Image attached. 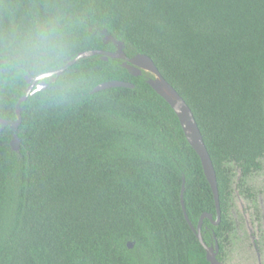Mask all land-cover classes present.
<instances>
[{"label":"trees","instance_id":"trees-1","mask_svg":"<svg viewBox=\"0 0 264 264\" xmlns=\"http://www.w3.org/2000/svg\"><path fill=\"white\" fill-rule=\"evenodd\" d=\"M50 26L64 52L38 70L18 53ZM104 29L189 106L215 172L219 235L230 165L248 174L264 155V0H0V119H16L27 74L114 51ZM121 63L92 55L46 78L20 103L19 153L0 131V264H210L180 202L183 185L193 227L216 212L200 158L146 73ZM111 80L133 87L93 91Z\"/></svg>","mask_w":264,"mask_h":264},{"label":"water","instance_id":"water-1","mask_svg":"<svg viewBox=\"0 0 264 264\" xmlns=\"http://www.w3.org/2000/svg\"><path fill=\"white\" fill-rule=\"evenodd\" d=\"M101 32L104 34L105 43L112 42L114 44L115 46L114 51L89 50V51L78 52L74 57L68 58L66 60V63L61 67L43 73V78L41 77V75L33 77L27 74L25 76V80L28 86L24 91L23 95L19 98L18 102L16 103V107H15L16 119L9 121L0 119V131L6 126H9L13 132V135L11 136V140L9 142L11 150L15 151L16 153H19V140L16 134V130L20 123V107H19L20 103L23 100H25L29 94H33L34 92L37 91L36 90L37 85H40V90L44 89L47 86V84L52 81V79H50L47 82L46 78L52 76H58L67 67L74 64L76 61L88 56L99 55L102 60H107L108 57H114L120 59L122 60L121 66L126 68L131 75L140 76L143 75V73H146L145 78L147 84L169 104V106L172 108V110L175 112L176 116L178 117L179 123L185 134V137L189 142V144L192 146V148L195 150L197 155L199 156L204 175L210 184L216 205L217 215H216V220L213 222L214 224H216L219 221V210H218V189H217L215 172L209 153L204 145L200 130L198 128L196 120L189 106L184 101V99L179 95V93L162 76L160 71L155 66L153 60L149 56L144 54H135L129 57L124 52L125 45L122 41L117 40L113 36L109 35L105 29L102 30ZM119 86L133 87V85L128 82L111 80L97 85L93 89V91L95 92L106 88L119 87ZM182 192H183V185L180 194V202H181L184 218L187 221L189 227L194 232L198 241L204 247L206 251L205 253L206 260L210 264H222L216 259L215 251L213 250V248L211 246H207L204 243L200 232V227L203 218L205 217L211 218V214L202 213L198 219L197 226L193 227L184 209ZM127 246L131 247L132 243H128Z\"/></svg>","mask_w":264,"mask_h":264},{"label":"flooded vegetation","instance_id":"flooded-vegetation-1","mask_svg":"<svg viewBox=\"0 0 264 264\" xmlns=\"http://www.w3.org/2000/svg\"><path fill=\"white\" fill-rule=\"evenodd\" d=\"M257 161L259 162V167L256 169H252L248 174H243L242 169L237 166L236 164L232 163L230 165V170H229V177H230V182H229V188H228V192L225 193V195L227 196V211L225 212V217L228 221V223L230 224V227L226 228H222V230L220 231L219 235H218V229L220 226V221H221V215H222V211L220 209V203H219V199H218V210H219V221L214 224L213 222L216 220V215L217 213L215 212V214H211V218L205 217L202 220L201 223V227H200V232H201V236L205 235L207 242L204 243L207 246H211L213 248V250L215 251V257L216 259L221 262L222 264H228V252L230 250V245L233 242V240L235 239L232 235L233 231H235L238 227L235 225L234 226V217L233 215H235L234 211L231 210L232 206H231V196H232V189L235 188L236 190H239V192H241L244 196H247L246 199L247 201H241L239 202L240 207L242 209V213L244 214L245 212H251V214L253 215V219L256 222L255 224H250L247 223L246 227L248 230V236L250 238V246L256 256L257 259V263L261 264V253H262V248H263V237H264V225L261 224L262 223V219H263V223H264V198L259 195V197L257 198V200H255V195H254V191H256V188L250 187L249 184V178L251 177L252 174L256 173V172H260L263 168H264V155L259 157L257 159ZM234 172L237 173L235 179L233 180V176H234ZM259 191H261L259 189ZM248 203V204H247ZM257 203V204H256ZM249 205H250V210L249 211ZM260 213V221H257V216L258 214L256 213ZM208 220L207 224H204V221ZM234 220V221H233ZM197 225V224H196ZM239 229V228H238ZM192 230V229H191ZM237 230V234H238ZM193 232V231H192ZM194 233V232H193ZM203 239V237H202ZM202 245V244H201ZM204 249V247H203ZM205 251V249H204ZM206 253V251H205ZM206 258V257H205Z\"/></svg>","mask_w":264,"mask_h":264},{"label":"rangeland","instance_id":"rangeland-1","mask_svg":"<svg viewBox=\"0 0 264 264\" xmlns=\"http://www.w3.org/2000/svg\"><path fill=\"white\" fill-rule=\"evenodd\" d=\"M237 173L234 172L233 180L235 179ZM249 184L250 187L256 188V191H254L255 200L261 195L264 198V168L260 172H256L251 175L249 178ZM259 189L261 191H259ZM232 196H231V210L234 211L235 215H233L235 221L234 226L236 225L238 228L233 231L232 235L235 238L233 242L230 245V250L228 252V264H258L256 256L250 246V238L248 236V230L246 227L247 223L255 224L256 222L253 219V215L251 214L250 205H249V211L248 213H242V209L240 207L239 202H245L247 201L244 198H247V196H244L239 190H236L235 188L232 189ZM248 204V203H247ZM257 204V203H256ZM258 214L257 221H260L261 214L256 212ZM263 219H262V223ZM237 230L238 234H237ZM263 248L261 253V264H264V237H263Z\"/></svg>","mask_w":264,"mask_h":264},{"label":"clouds","instance_id":"clouds-1","mask_svg":"<svg viewBox=\"0 0 264 264\" xmlns=\"http://www.w3.org/2000/svg\"><path fill=\"white\" fill-rule=\"evenodd\" d=\"M64 52V44L59 29L56 26L37 30L22 44L18 53L24 63H28L38 70L52 67ZM43 78V72L40 73ZM40 90V85L36 86Z\"/></svg>","mask_w":264,"mask_h":264}]
</instances>
